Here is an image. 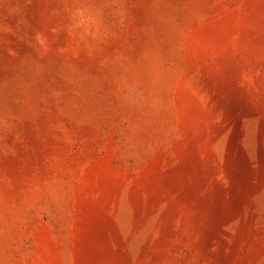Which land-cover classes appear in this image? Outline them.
Returning a JSON list of instances; mask_svg holds the SVG:
<instances>
[{
  "label": "rangeland",
  "instance_id": "1",
  "mask_svg": "<svg viewBox=\"0 0 264 264\" xmlns=\"http://www.w3.org/2000/svg\"><path fill=\"white\" fill-rule=\"evenodd\" d=\"M0 264H264V0H0Z\"/></svg>",
  "mask_w": 264,
  "mask_h": 264
}]
</instances>
